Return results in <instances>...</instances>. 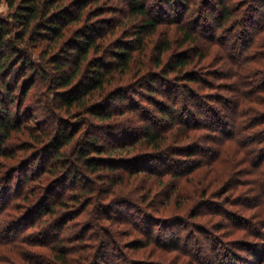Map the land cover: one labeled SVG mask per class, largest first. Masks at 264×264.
<instances>
[{
	"label": "trees",
	"instance_id": "obj_1",
	"mask_svg": "<svg viewBox=\"0 0 264 264\" xmlns=\"http://www.w3.org/2000/svg\"><path fill=\"white\" fill-rule=\"evenodd\" d=\"M3 2L0 264H264V0Z\"/></svg>",
	"mask_w": 264,
	"mask_h": 264
},
{
	"label": "rangeland",
	"instance_id": "obj_2",
	"mask_svg": "<svg viewBox=\"0 0 264 264\" xmlns=\"http://www.w3.org/2000/svg\"><path fill=\"white\" fill-rule=\"evenodd\" d=\"M7 12H9V8L7 7V4L6 3H4L3 2V0H1L0 1V14H6ZM208 61V60H207ZM207 61L205 62V63H207ZM203 65H207V64H204V62H203ZM203 65H201V67L200 68H198L197 70L199 71V73H205L206 75H208V79L209 78H214V77H216V74H215V71L218 69L217 67H215L216 65H214V66H203ZM203 66V67H202ZM218 67L219 66H222V65H217ZM197 68V67H196ZM220 69V68H219ZM180 82H182L183 83V81H180ZM182 83H180V85L182 84ZM210 90L211 89H209V90H204V91H202L201 90V92H199L198 94L200 95V96H202L201 98L203 99V98H205V100L209 103V102H211L212 104H216V105H220V100H214V98L216 97H212V96H209V97H207V95L209 94V92H210ZM144 92V89H142V88H138V90L136 91V96H137V102H141V103H143V106L145 107V106H148L149 105V103L145 100L146 99V96H147V93H143ZM218 94H220L219 93V91H216ZM222 92V91H221ZM205 93H207V94H205ZM191 98V97H190ZM187 101H189V103H190V105H192V107H196V105H197V103H196V101H194L192 98L191 99H187ZM174 102V101H173ZM176 104H180L181 103V101L180 100H178L177 102H175ZM155 107V106H154ZM152 105H150V107H149V110H155V108H154ZM199 111H198V109L196 110V114L198 113ZM173 116H175V121H177L178 119H176L177 117H179V116H176V114L175 115H173ZM201 116V114L199 113V117ZM201 144H203V145H211L208 141L206 142V141H201L200 142ZM202 154V153H201ZM196 155H198L199 157H201V155L200 154H197L196 153ZM195 155V156H196ZM178 158H179V156H177ZM182 157H183V154H182ZM208 156L207 155H203L202 154V158H207ZM171 161H173V160H171ZM143 175V174H142ZM160 189V187H155V190H159ZM232 207H234L233 205H231ZM155 212V211H154ZM156 214V213H155ZM154 215V214H153ZM220 218H221V216H220ZM225 229H227V227H225ZM219 234L221 235V234H223L222 232H223V230H219ZM218 233V232H217ZM231 237V236H230ZM230 237H228L227 239H230ZM224 238V237H223ZM230 247L232 248V249H234V248H236V247H233V246H231L230 245ZM237 249V248H236ZM237 251H238V249H237ZM240 251V250H239ZM238 251V252H239ZM172 253V252H171ZM239 253H243V252H239ZM173 254V253H172ZM174 255V254H173ZM183 259H186V258H179L178 259V261L179 260H183ZM191 263V262H190ZM192 264H195V263H193L192 262Z\"/></svg>",
	"mask_w": 264,
	"mask_h": 264
}]
</instances>
